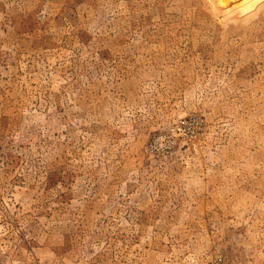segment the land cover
I'll return each instance as SVG.
<instances>
[{"label": "rangeland", "instance_id": "obj_1", "mask_svg": "<svg viewBox=\"0 0 264 264\" xmlns=\"http://www.w3.org/2000/svg\"><path fill=\"white\" fill-rule=\"evenodd\" d=\"M0 264H264V0H0Z\"/></svg>", "mask_w": 264, "mask_h": 264}]
</instances>
